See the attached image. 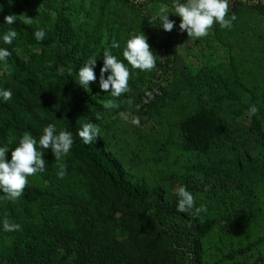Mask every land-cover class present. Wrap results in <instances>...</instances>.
<instances>
[{
  "label": "trees",
  "instance_id": "16d2710c",
  "mask_svg": "<svg viewBox=\"0 0 264 264\" xmlns=\"http://www.w3.org/2000/svg\"><path fill=\"white\" fill-rule=\"evenodd\" d=\"M155 3L174 0H151L148 15ZM233 13L237 19L230 28L215 24L201 40L226 50L225 65L205 60L194 68L179 64L169 37L149 31L148 18L126 0H13L11 6L0 0V48L12 53L7 68L0 63V90L13 93L7 102L0 97V147L9 148L6 159L24 134L38 140L48 124L57 132L71 131L74 139L61 161L66 165L62 179L57 176L61 162L37 144L45 171L28 178L18 200L0 199V264H205L204 239L216 227L233 231L234 244L244 253L237 238L244 228L240 222L264 221V84L259 83L264 4H234L229 18ZM10 14L18 17L11 25L18 35L5 45L4 17ZM21 14L33 23L25 24ZM38 28L46 33L42 41L33 35ZM139 32L150 49L165 50L174 60L157 59L151 71L128 66L130 91L114 98L99 88L103 52L110 49L123 60L127 39ZM114 41L119 48H111ZM92 57L97 79L87 92L76 73ZM169 70L171 82L154 95V78ZM170 91L186 97V104L179 105L177 119L167 125L151 158L171 185L193 194L196 207L206 206L198 216L195 209L178 212L176 192L132 173L113 146L117 114L142 109L158 114ZM110 99L119 107L106 109ZM253 105L259 111L250 117ZM243 117L249 123H242ZM87 122L101 129L92 145L76 135ZM5 217L21 230L4 232ZM263 261L259 253L251 264Z\"/></svg>",
  "mask_w": 264,
  "mask_h": 264
},
{
  "label": "clouds",
  "instance_id": "9594fccd",
  "mask_svg": "<svg viewBox=\"0 0 264 264\" xmlns=\"http://www.w3.org/2000/svg\"><path fill=\"white\" fill-rule=\"evenodd\" d=\"M13 0H9V5ZM173 12L171 14L180 17L179 30L181 33L186 32L188 38L199 39L206 37L209 31L215 24H218L222 29H228L237 19L233 13L229 18V0H174ZM168 12L162 11L154 20H159V25L165 32H171L174 28L175 22L169 19ZM19 17L23 18L25 24H32L33 18L27 17L26 14H21ZM18 17L15 15H8L4 17V22L9 26L8 30L3 34L2 40L5 45H11L17 37V31L11 27L17 21ZM34 38L37 41H42L45 38V31L38 28L34 32ZM117 42L111 44V48H119ZM11 52L6 48H0V63L5 68L8 67V57ZM123 60H118L110 49H105L103 52V66L100 68L99 88L103 92H107L114 98H118L130 91L128 87V80L130 78L129 67L138 69L140 71H151L156 67L158 56L153 54L150 50V45L147 43L146 36L139 32V34H130L126 41L125 47L122 51ZM127 62V66L124 63ZM96 66V58L92 57L79 68L76 73L78 77V85L87 92L90 91V83L96 81L97 77L94 71ZM105 73H110L105 78ZM11 90H0V97L5 102L12 98ZM151 98V94H148ZM106 109H116L119 104L115 100H108L105 102ZM259 109L256 106H250L248 115L255 116ZM120 115H124L121 113ZM136 126L139 125V117L132 120ZM101 132L100 127L92 122L84 123L76 135L82 140L85 145H92L99 137ZM37 144L40 149H51L52 155L56 162H61L70 152L73 144V133L67 129L57 132L56 126L48 124L43 129V134L37 140L31 134H24L18 141V146L11 150L10 161L6 159V154L9 152L7 145L0 147V193L9 201H16L24 194V190L28 184V178L35 176L38 173H43L46 169V161L42 158L44 151L37 149ZM59 171L58 178L62 179L66 175V165L58 163ZM207 186H205V191ZM177 211L180 213L189 212L195 209L194 215H199L206 212V206H195V197L184 186H179L176 189ZM4 232H16L21 230V225L11 222L7 217L2 222Z\"/></svg>",
  "mask_w": 264,
  "mask_h": 264
},
{
  "label": "rangeland",
  "instance_id": "374dc122",
  "mask_svg": "<svg viewBox=\"0 0 264 264\" xmlns=\"http://www.w3.org/2000/svg\"><path fill=\"white\" fill-rule=\"evenodd\" d=\"M173 3L170 5L155 3L150 7L149 15L146 17L148 22V30L156 31L158 34H164L169 37L172 50L177 57L179 64L190 63L197 68L202 62L210 61L214 66L225 65L227 62L226 50L216 44H208L201 42L202 38H188L187 33H181L177 23L180 22L177 15L173 12ZM168 12L169 19L175 22L171 32H165L159 25V20L154 22L155 18L162 12ZM178 18V22H176ZM180 24V23H179ZM200 43H199V42ZM152 50V49H150ZM153 51V50H152ZM165 50L160 52L153 51V54L162 60H174L173 54H165ZM262 80L260 84H264V65L260 71ZM173 74L169 71L158 73L153 80V94H157L161 86H166L172 80ZM155 89V90H154ZM150 92H146L145 97L149 99ZM152 95V94H151ZM152 98V96H151ZM186 97L177 96L172 91L165 104L160 107V112L142 109L138 114L123 112L117 114L116 122L113 123L114 137L113 146L124 157L126 166L132 173L142 177H146L150 181L161 183L165 191L176 192L178 184L171 185L169 181L159 172L160 168L151 158V150L156 148V144L162 141L169 130L168 124L174 122L179 115L181 108L179 105L186 104ZM139 117L138 126L132 123V120ZM242 123H249L247 117L241 119ZM172 160V159H170ZM242 225V231L237 235L244 253L239 252V246L234 244L233 231L227 233L228 227L217 228L204 239V262L205 264H242V260L248 259L247 263L251 264L259 255L264 254V221L256 226L255 223ZM249 248V249H247Z\"/></svg>",
  "mask_w": 264,
  "mask_h": 264
},
{
  "label": "built area",
  "instance_id": "2783aa9c",
  "mask_svg": "<svg viewBox=\"0 0 264 264\" xmlns=\"http://www.w3.org/2000/svg\"><path fill=\"white\" fill-rule=\"evenodd\" d=\"M129 5L142 12L144 16H147V8L150 5L151 0H126ZM184 2V0H181ZM244 4L246 6H253L259 3L264 4V0H229V8L234 4ZM257 264H264V261Z\"/></svg>",
  "mask_w": 264,
  "mask_h": 264
}]
</instances>
